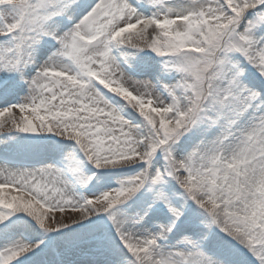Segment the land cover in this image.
Masks as SVG:
<instances>
[{"label": "snow or ice", "instance_id": "snow-or-ice-1", "mask_svg": "<svg viewBox=\"0 0 264 264\" xmlns=\"http://www.w3.org/2000/svg\"><path fill=\"white\" fill-rule=\"evenodd\" d=\"M0 264H264V0H0Z\"/></svg>", "mask_w": 264, "mask_h": 264}]
</instances>
